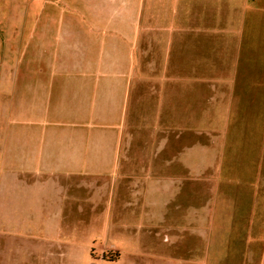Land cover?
<instances>
[{
    "label": "rangeland",
    "instance_id": "374dc122",
    "mask_svg": "<svg viewBox=\"0 0 264 264\" xmlns=\"http://www.w3.org/2000/svg\"><path fill=\"white\" fill-rule=\"evenodd\" d=\"M129 1L145 68L138 52L115 126L88 135L94 123L63 114L84 104L57 83L33 88L29 69V19L45 3L75 16V0H0V264H264V0ZM62 59L78 63L72 46ZM70 139L100 157L38 161Z\"/></svg>",
    "mask_w": 264,
    "mask_h": 264
},
{
    "label": "crops",
    "instance_id": "0c3cea01",
    "mask_svg": "<svg viewBox=\"0 0 264 264\" xmlns=\"http://www.w3.org/2000/svg\"><path fill=\"white\" fill-rule=\"evenodd\" d=\"M117 1L96 0L89 3V0H75L77 14L72 17L66 16L68 10L72 9V4L45 3L39 14L29 19L30 38L34 42L36 61L29 64L30 71L35 73L30 76V79L35 81L33 88H51L57 83L65 94L83 103V107L78 105L75 109L64 110L63 114L68 115L69 118L84 117L94 123L92 127H88L90 128L88 135L93 132L99 133L100 129H112L115 126L108 122L115 121L113 112L117 110L118 117L122 104L126 103L124 99L127 96L128 99L130 97L132 79L130 80L129 73L133 72L136 66L135 57H138L139 53V67L141 66L142 71L145 68L141 62V55L142 52L147 54L149 41L140 17L142 5L127 0L123 3L126 8L125 14L116 18L112 9ZM48 6L51 11L45 15ZM89 6L93 10L100 9L99 12L102 15L98 16L93 10L89 12ZM72 11L74 12L73 9ZM57 12H60L59 16L54 15ZM87 28L88 34L92 36L90 40L83 38ZM70 37L74 40L73 44L69 42ZM54 41L57 42L56 45ZM168 44L170 45V41ZM29 46H32L31 42ZM71 46L77 56L78 63L75 64L64 63L62 59V55L67 54ZM42 55H45L47 59L52 55H59L60 58L55 61V64L47 63V59L38 63ZM176 69L178 68L173 66L171 69L164 70L177 71ZM182 70L190 71L188 67L181 68L179 71ZM140 81H143L142 77ZM171 82L173 84H170L171 89L168 91L163 89L162 94L169 104L179 105V91L175 90L174 81ZM90 99L93 101L91 107L87 106ZM97 99L99 102L96 105ZM73 102L72 98V104H75ZM92 129H98V131ZM79 135V131L76 130L61 133L62 137L80 138ZM43 136L48 134L44 133ZM74 141L75 139L67 140L64 146H60L59 157L50 156L48 152L50 146H40L42 151L38 161L42 163L44 161V164L59 161L61 165L81 167L85 165V162H93L96 156L100 157V151H96V155L91 156L88 151L95 152V149H85L79 143L74 145L72 143Z\"/></svg>",
    "mask_w": 264,
    "mask_h": 264
}]
</instances>
